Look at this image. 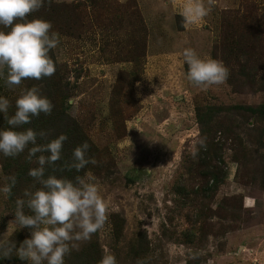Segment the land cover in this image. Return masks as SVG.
Returning a JSON list of instances; mask_svg holds the SVG:
<instances>
[{
    "label": "rangeland",
    "instance_id": "374dc122",
    "mask_svg": "<svg viewBox=\"0 0 264 264\" xmlns=\"http://www.w3.org/2000/svg\"><path fill=\"white\" fill-rule=\"evenodd\" d=\"M185 3L45 0L29 17L50 21L59 35L50 52L55 80L98 161L79 176L91 177L109 209L104 227L76 242L65 264H99L105 252L117 264H264V0H213L187 26ZM189 47L223 62L228 80L194 86L182 55ZM38 82L9 89L0 78L9 113ZM7 127L0 112V129ZM201 137L207 148L193 159L189 149ZM26 156L0 153V188L17 177L10 195L0 192V239L7 233L17 248L31 229L15 223L16 201L40 187ZM204 165L221 167L219 183L201 176ZM0 264L28 261L13 254Z\"/></svg>",
    "mask_w": 264,
    "mask_h": 264
},
{
    "label": "clouds",
    "instance_id": "9594fccd",
    "mask_svg": "<svg viewBox=\"0 0 264 264\" xmlns=\"http://www.w3.org/2000/svg\"><path fill=\"white\" fill-rule=\"evenodd\" d=\"M53 2L47 0L49 6ZM44 4L45 0H0V78H4L9 89L19 87L26 80L50 78L56 72L50 52L57 47L59 35L52 31L50 21L29 18ZM212 7L213 0H207L206 4L202 0H186L180 13L183 23L185 26L198 23ZM182 55L188 66L187 79L194 86L207 90L228 80L230 72L223 62L201 57L190 47ZM53 107L52 101L37 86L22 91L15 101L13 115L8 114L10 101L0 96V112L4 113L8 125L0 129V153L17 157L27 151L26 160L37 165L28 175L40 185L33 186L34 190L25 189L24 198L16 201L14 221L19 228H30L31 236L17 248L15 241L7 240L6 233L0 239V258L15 254L28 264H65V257L74 248L78 249L76 242L90 241L108 220V206L87 173L74 180L55 174L45 176L49 165L54 171L79 173L89 164L98 163L95 157L87 156L90 145L85 141L74 148L70 161L58 164L67 135L60 134L49 140L45 131L38 133L31 127L24 128L31 124L33 117L41 113L50 115ZM38 137L44 142L38 143ZM206 148V137H201L189 153L196 159L199 150ZM7 180L10 183L0 188V192L10 195L17 177L13 174ZM198 258V254L191 256L193 260ZM99 264H117V259L105 252Z\"/></svg>",
    "mask_w": 264,
    "mask_h": 264
},
{
    "label": "trees",
    "instance_id": "16d2710c",
    "mask_svg": "<svg viewBox=\"0 0 264 264\" xmlns=\"http://www.w3.org/2000/svg\"><path fill=\"white\" fill-rule=\"evenodd\" d=\"M54 61V59H53ZM55 63V61H54ZM55 74L50 78H44L43 80H38V87L41 90V93L47 96L53 103L54 107L52 113L50 115H46L41 113L38 117H33L31 124L25 125L24 128L31 127L38 133L40 131H45L48 134V139L51 140L53 138L58 137L60 134H66L68 139L64 142L63 150H62V159L58 162V164H62L65 160H71L72 153L75 147L81 145L83 142L88 139L84 138V135L78 131L76 124H74V120L72 117L68 116L66 110L64 109V99L66 98V90L65 86L61 85L60 80H55V75L58 73L57 65ZM232 84V83H230ZM238 107H231L230 109L238 110ZM240 109V108H239ZM242 110H247L246 108H242ZM9 115H13L12 113H8ZM199 115V111H198ZM199 117V116H198ZM199 121H203L201 117H199ZM202 133H207L208 130L201 129ZM211 133V132H210ZM226 133L229 135H233L235 133L232 125L229 126V129L226 130ZM38 143H43L38 137ZM220 149V147H218ZM95 149L90 145V148L87 152V156L90 157V154H94ZM90 155V156H89ZM8 159H10L8 157ZM203 170L199 173L204 177H211L213 181L218 182L222 179L223 174L220 166H217V171L214 173L209 170V166H203ZM49 170V171H48ZM55 174L57 176H63L66 178L75 179L76 176L80 174L75 170L68 171L65 170L63 172L58 169L54 171L53 166H46L45 176Z\"/></svg>",
    "mask_w": 264,
    "mask_h": 264
}]
</instances>
